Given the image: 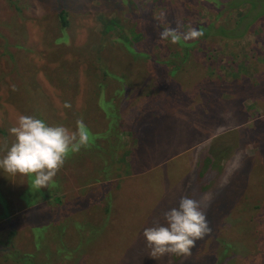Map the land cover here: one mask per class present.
<instances>
[{
	"label": "rangeland",
	"instance_id": "rangeland-1",
	"mask_svg": "<svg viewBox=\"0 0 264 264\" xmlns=\"http://www.w3.org/2000/svg\"><path fill=\"white\" fill-rule=\"evenodd\" d=\"M199 26L217 33L160 39ZM21 114L95 135L17 217L30 264H264V0H0V157ZM0 188L12 208L35 191L3 170ZM205 193L210 233L152 259L144 229Z\"/></svg>",
	"mask_w": 264,
	"mask_h": 264
},
{
	"label": "clouds",
	"instance_id": "clouds-1",
	"mask_svg": "<svg viewBox=\"0 0 264 264\" xmlns=\"http://www.w3.org/2000/svg\"><path fill=\"white\" fill-rule=\"evenodd\" d=\"M202 35L195 28L185 33L165 29L160 33V39L179 43L181 40L198 39ZM9 132L14 141L10 145L4 142L0 170L11 177H32V187L37 190L47 188L69 155L78 153L90 142V132L82 120L76 122L75 130H70L63 125L51 126L35 116L21 114ZM227 183L228 178L222 177L219 187ZM213 199L212 193H205L198 200L181 197L178 207L163 213V224L157 221L155 226L145 228L143 236L150 249V257L160 259L168 255H191L196 242L211 231L205 210Z\"/></svg>",
	"mask_w": 264,
	"mask_h": 264
},
{
	"label": "trees",
	"instance_id": "trees-1",
	"mask_svg": "<svg viewBox=\"0 0 264 264\" xmlns=\"http://www.w3.org/2000/svg\"><path fill=\"white\" fill-rule=\"evenodd\" d=\"M237 5L238 4H237L236 1H234V2H232L230 4L231 7H237ZM145 15H146V13H142L141 17L144 18L145 22H147V18L145 17ZM62 18H63V25L66 26L64 24V23H66V20H65L66 16L64 14H62ZM134 29H136V28L133 27L132 31H131V40H138L143 47H145L146 49H149L152 45L147 41L148 40V36L145 33H143L140 30H138V29H136L137 31L135 32ZM210 29H211V27H205V26H199L197 28V30H200V31L204 32L205 35L209 34ZM211 32L212 33H217V31H215L213 28L211 29ZM222 32H224V30H222ZM228 32H230V31H228ZM224 33H227V32H224ZM225 35L226 36H230V34H225ZM194 44H196V42ZM192 45H193L192 43H188L187 44V48L191 47ZM183 59H185V55H184ZM209 99H210V97H209ZM210 102H211V99H210ZM39 103H40V101L36 102V104H39ZM213 109H214V107H213ZM108 112L111 115V110H108ZM116 120H117V118H116ZM47 124H49V123H47ZM69 129H72V127L69 126ZM94 138H95V135L90 134V142H89L88 146L89 147L92 146L91 148H95V146H94ZM85 151H87V150H85ZM80 156H82V154H80V153L70 154L64 165L73 164L74 162H76V160L79 159ZM207 160H209V159H205V161H207ZM25 178L27 179L28 188L30 190L32 189V190H35V191L32 192V195H30V196H29V192H25V193H23L21 195V197H28L29 196L27 198V201H23L24 202V207H14V208H12L10 202L7 199L4 202L0 203V224L2 226H5L4 233L8 232V237L6 238L7 240L4 243H0V253H4V252L7 251L6 257L9 258L10 254L12 253L13 248L17 244L25 241V246L26 247L21 252L17 250L18 251L16 253L17 254V260L15 259V261L16 262H24V264H30V259L33 258V255L28 253L29 240L30 239L25 236V231L26 230L24 228V224H23L22 221L20 222L17 219V217L19 215L24 214L29 207H30L31 211L37 210L38 206H36V203L33 204L34 198H35V196L37 197L38 194H41L44 190H42V189L37 190L34 187H32V179H33L32 177H25ZM26 191H28V190H26ZM46 195H47V191H46ZM7 196H8V192L0 188V198L2 200H4V198L7 197ZM46 198H47V196H46ZM57 200L58 199H55V202L53 203L52 207H55V208H58V206L61 207V205L58 204L60 201H57ZM12 204L14 205L15 203H12ZM14 215H15V217H14ZM43 229L44 228H41L40 230H37V232H42ZM46 229H47V231H51V227L50 226H47ZM34 236L36 237V235H34ZM38 237H42V235H38ZM62 247H63V250H67L66 245H62ZM37 249H38V247H37ZM36 252H38V251L36 250ZM7 258H5L4 260H7Z\"/></svg>",
	"mask_w": 264,
	"mask_h": 264
}]
</instances>
